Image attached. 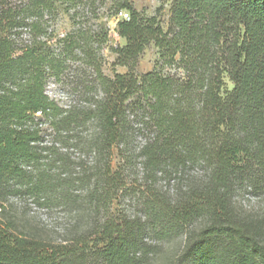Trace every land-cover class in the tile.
I'll list each match as a JSON object with an SVG mask.
<instances>
[{"label": "trees", "instance_id": "1", "mask_svg": "<svg viewBox=\"0 0 264 264\" xmlns=\"http://www.w3.org/2000/svg\"><path fill=\"white\" fill-rule=\"evenodd\" d=\"M160 1L170 3L166 30L133 0H111L112 16H129L116 29L125 45L114 49L115 65L127 71L100 72V100L65 111L46 93L47 72L60 63L43 40L44 17L62 7L73 19L96 18L106 0H0V201L30 196L82 208L89 219L65 244L0 224V264H141L149 232L185 234L170 264H264V225L241 215L235 201L247 189L264 193V0ZM85 25L61 39L62 55L91 59ZM98 37L105 44L107 30ZM151 44L158 60L139 74ZM166 67L183 76L164 74ZM140 117L145 125L132 126ZM141 130L147 138L136 147ZM57 143L95 161L75 163ZM138 166L150 185L147 212L115 220L106 213L113 195ZM160 177L174 180L175 190L164 192ZM76 186L84 197L72 195Z\"/></svg>", "mask_w": 264, "mask_h": 264}, {"label": "rangeland", "instance_id": "2", "mask_svg": "<svg viewBox=\"0 0 264 264\" xmlns=\"http://www.w3.org/2000/svg\"><path fill=\"white\" fill-rule=\"evenodd\" d=\"M8 1L18 3L21 0ZM133 3L142 16H156L161 26L165 30L168 28L170 3H162L160 0H133ZM110 7L111 0H106V5L99 8V15L96 18L81 14V18L73 19L72 13L67 12L62 7H58L44 17L43 24L47 28V33L43 40L47 41L55 61L60 63L59 69H51L47 72L46 93L65 111L74 108L86 110L100 100V97L103 96L98 85L100 72L107 78H114L116 74H123L127 71L126 68L115 65L116 54L114 52L115 48L125 45V40L116 31L118 21L124 16L121 14L112 16ZM159 8L162 9L161 12H159ZM82 23L86 24L85 27L92 35H85V37L91 38L90 41L94 42V52L91 59L79 54L62 55L61 39L74 30H79ZM104 29L107 30L108 37L107 42L102 44L100 41L102 37L98 36L100 30ZM21 40H28L26 32L22 34ZM158 57V49L154 44H151L141 54L137 72L139 74L151 72ZM164 74L183 76L182 71L176 67H166ZM225 81L228 88L231 89L232 83L227 78ZM132 120V126H144L147 122V119L141 117ZM87 126L97 125L90 123ZM147 134L148 131L142 130L137 133L134 138V145L136 147L141 146L147 138ZM56 147L63 149V151L68 150L75 163L82 161L88 166H92L95 161L93 155H82V150L76 146H68L64 149L60 143H57ZM138 168L141 167L138 166L137 169L135 168L131 173L123 176L118 191L113 195L111 209L106 213L115 220L123 217L134 218L135 216L143 218L147 212L146 199L150 195L147 188L150 185L143 179ZM202 169L201 166H195L192 171L201 174ZM159 187L163 188L164 192L171 193L176 188V182L172 180L169 183L160 177ZM72 192V195L79 198L85 196L84 187L76 189L74 187ZM8 200L6 202L0 201V224L9 225L13 232L18 235L45 243L65 244L67 240L71 241L75 236L78 227L80 230L89 228V219L83 215L87 211L84 213L82 208H64L61 205L48 206L42 202H37L33 197L23 195H16ZM235 201L241 215L254 218L264 225V193H256L247 189L240 192ZM185 240V234L171 236L165 233L149 232L144 243L146 244L145 250L150 255L141 264H170L182 250Z\"/></svg>", "mask_w": 264, "mask_h": 264}, {"label": "built area", "instance_id": "3", "mask_svg": "<svg viewBox=\"0 0 264 264\" xmlns=\"http://www.w3.org/2000/svg\"><path fill=\"white\" fill-rule=\"evenodd\" d=\"M123 16H124V19H126V20H129V16H128V14H122Z\"/></svg>", "mask_w": 264, "mask_h": 264}]
</instances>
